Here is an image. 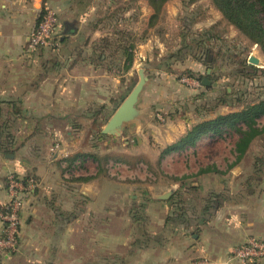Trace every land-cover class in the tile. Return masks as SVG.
Masks as SVG:
<instances>
[{
    "label": "crops",
    "instance_id": "1",
    "mask_svg": "<svg viewBox=\"0 0 264 264\" xmlns=\"http://www.w3.org/2000/svg\"><path fill=\"white\" fill-rule=\"evenodd\" d=\"M176 1L166 3L167 21L173 20ZM131 2L0 0V124L6 122L13 137V154L0 151V208L7 202L9 174L34 183L20 212L17 250L6 264H197L203 258L221 263L247 237L264 239V169L259 171L255 158L250 172L243 168L256 138L243 156L234 152L239 136L228 131L153 160L170 165L175 179L197 178L201 194L211 197L199 207L191 204L194 182L187 187L188 204L175 209L158 201L162 184L151 194L150 188L133 189L145 179L142 165L152 161L142 156L147 135L165 149L194 125L188 127L195 111L180 117L169 110L179 91L162 90L163 73L147 75L136 107L140 115L121 136L100 138L99 123L126 98L134 71L154 56L148 54L150 40L126 61ZM44 7L56 13L59 46L29 54L26 40ZM162 47L158 57L168 53L169 46ZM218 109L221 115L237 111ZM167 111L174 113L164 117L165 124L152 123L154 112ZM232 135L233 141L222 140ZM118 139L122 152L116 155Z\"/></svg>",
    "mask_w": 264,
    "mask_h": 264
},
{
    "label": "rangeland",
    "instance_id": "2",
    "mask_svg": "<svg viewBox=\"0 0 264 264\" xmlns=\"http://www.w3.org/2000/svg\"><path fill=\"white\" fill-rule=\"evenodd\" d=\"M138 1L140 0H133L131 2L132 11L129 16L131 17V23L125 29V32L130 34L129 46L132 47L133 58L141 50L139 46L151 40L150 45L152 48L148 54L154 56H152L150 62L143 61L139 69L145 67L144 75L147 77V80L148 76L149 78H159L160 74L163 73L162 78L166 79V83L162 86V90L179 91L175 95L178 99H172L169 110L173 108L176 115H180V117L186 116L191 112L194 113L195 111L196 115L193 114L195 118H190L193 121L189 120L188 127L202 120L210 119L209 117L200 119L199 115L201 117L209 116V114L219 115V107L237 108L239 110L246 104L260 100L264 101V55L256 44H253L226 22L221 13L216 10L211 0H177L174 5L173 20L167 21L165 18V6L167 2L171 1L168 0L163 5L161 12L152 25L150 24L153 14L151 7L146 0H143L145 2L144 5L139 4ZM145 6L151 9V15ZM106 8L102 6L101 10L104 11L102 14L107 20V13L105 12H107L108 8ZM118 28L122 30V28ZM209 28H213L214 32L220 34L221 37L219 40H212L202 44L201 38L199 39L198 37H200L204 30ZM155 37L157 38V42L152 41ZM158 41L161 45H158ZM163 44L169 46V49H167L168 53L165 56L158 57V54L162 51ZM183 45L188 46V48L184 49L185 56L182 61L174 59L164 60L168 55L177 52ZM251 56L259 60L258 66L248 63V58ZM134 72L135 75L133 76L129 92L139 80L138 73ZM203 78H207L210 82L207 87L201 85ZM214 84L216 85L214 86ZM206 96L210 97L209 103L202 105L206 102ZM168 112H163V115L160 112H154L152 123L154 125H163L164 117L169 119L170 115L174 113L169 114ZM108 120L109 118H104L99 123L98 127L100 130ZM184 121V125L186 126L188 121L186 119ZM180 125H182L181 122ZM188 127L186 126L187 129ZM256 127L259 129L264 128V116L257 120ZM84 135V138H88L89 140L90 132H86ZM104 136L107 137L109 135ZM233 136H225L222 140L233 141ZM255 138L257 141L249 154H247L250 158V163L248 162L249 164L243 167L247 169H244L247 173L252 170L251 162L253 163V158H255V163L261 162L260 164L257 163L260 168L259 171L262 172L261 170L264 169V131ZM254 139L250 141L249 145ZM152 143L156 146H152ZM160 143L156 141L155 137L147 135L148 147L143 148L145 155L142 156L148 158V162L152 160V163L142 165L141 169L143 171H141L140 176L145 177V179L141 183L135 181L133 189L144 190L146 188L148 190L150 188L151 194L156 188L159 190V185L162 184L163 194L161 196L168 195V197L161 200L160 196L158 201L163 202L165 206L171 209H175L177 205L188 204L187 196L190 192H187V187L194 182L198 186L190 194L194 202L191 204L196 207L201 206L203 203L205 204L211 197L208 195L205 198L201 194L200 183L197 178L196 181H187V178L175 179L170 175L172 174L170 165H160L159 161L158 163L153 161L155 158L164 159L165 157H170V155L163 154L162 150L164 148L157 146ZM249 145L246 149L249 148ZM120 146L121 143L118 139L114 151L116 155L122 152ZM234 152L238 153L236 148ZM239 156L241 155L237 157ZM231 167H234V164ZM178 191L182 193L178 195Z\"/></svg>",
    "mask_w": 264,
    "mask_h": 264
},
{
    "label": "trees",
    "instance_id": "3",
    "mask_svg": "<svg viewBox=\"0 0 264 264\" xmlns=\"http://www.w3.org/2000/svg\"><path fill=\"white\" fill-rule=\"evenodd\" d=\"M146 1L153 11L150 21L152 25L168 0ZM211 2L226 22L253 44H256L264 55V0H211ZM220 37V34L215 33L213 28H209L204 30L198 38H201V43L203 44L212 40H219ZM185 48H188V46L183 45L177 52L168 55L164 60L174 59L182 61L185 56ZM128 49L131 50L132 47L129 46ZM132 60L133 53L131 50L130 53L126 52V61L131 63ZM237 102L240 103L238 100ZM262 116H264V101L260 100L246 104L237 111L224 115L219 114L212 119L202 120L187 130L175 144L165 148L163 154L193 146L203 136H221L228 131H234L239 136L236 150L239 154H242L250 141L264 131V128L259 129L256 127L257 120ZM242 127H245V129L243 130ZM7 128L6 122L0 124V151L4 155H12L13 137L7 131Z\"/></svg>",
    "mask_w": 264,
    "mask_h": 264
},
{
    "label": "built area",
    "instance_id": "4",
    "mask_svg": "<svg viewBox=\"0 0 264 264\" xmlns=\"http://www.w3.org/2000/svg\"><path fill=\"white\" fill-rule=\"evenodd\" d=\"M60 24L56 13L44 7L39 20L26 40L29 54L39 50L55 51L60 42ZM53 146L50 151H54ZM34 185L33 181L19 179L15 174L6 177L5 191L7 202L0 208V264H6L17 250L20 233V212L24 205V197ZM264 259V239L258 236L247 237L240 245L231 248L224 262L218 263L206 258L197 264H256Z\"/></svg>",
    "mask_w": 264,
    "mask_h": 264
},
{
    "label": "water",
    "instance_id": "5",
    "mask_svg": "<svg viewBox=\"0 0 264 264\" xmlns=\"http://www.w3.org/2000/svg\"><path fill=\"white\" fill-rule=\"evenodd\" d=\"M248 63L251 65L258 66L259 60L255 57H249ZM144 68L142 67L138 70V76L139 80L135 84V86L131 89L129 94L126 96V98L122 101L120 106L115 110L113 115L109 118L107 123L104 125V127L101 129L100 133L102 135H109V136H115L120 137L123 128L126 124L131 123L132 121L136 120L140 112L137 110V103L139 99V95L147 81V77L144 75ZM210 84L209 80L207 78H203L201 81V85L204 87H207ZM216 84H214L215 86ZM166 196H161V200L164 198H167Z\"/></svg>",
    "mask_w": 264,
    "mask_h": 264
}]
</instances>
